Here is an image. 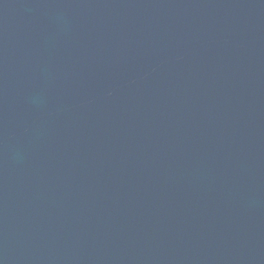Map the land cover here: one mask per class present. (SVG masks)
I'll return each instance as SVG.
<instances>
[{"label": "water", "instance_id": "obj_1", "mask_svg": "<svg viewBox=\"0 0 264 264\" xmlns=\"http://www.w3.org/2000/svg\"><path fill=\"white\" fill-rule=\"evenodd\" d=\"M0 264H264V0H0Z\"/></svg>", "mask_w": 264, "mask_h": 264}]
</instances>
